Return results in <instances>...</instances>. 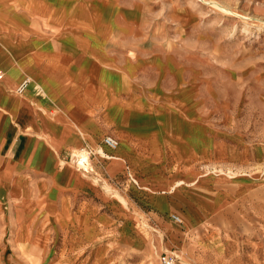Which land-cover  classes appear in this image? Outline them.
Segmentation results:
<instances>
[{"label":"rangeland","instance_id":"obj_1","mask_svg":"<svg viewBox=\"0 0 264 264\" xmlns=\"http://www.w3.org/2000/svg\"><path fill=\"white\" fill-rule=\"evenodd\" d=\"M52 1L58 8L91 10L98 15L94 16L97 26L105 31L101 40L95 41L101 45L95 51L101 53L103 70L118 75L117 82L111 84L117 90L119 106L125 107V119L119 120V145L110 149L113 155L108 160L103 161L105 146L100 140L92 146L86 142L74 149L66 146L62 151L68 152L59 155V166L64 168L54 162L49 193L37 198L12 195L17 219L27 221L33 205L54 197L56 187L74 173L77 166L68 156L72 152L92 149L94 170L96 165L109 169L120 159L119 154L137 162L140 148H156L159 138L167 137L171 128L185 140V151L197 150L202 159L199 166L209 168L225 182L238 183L240 188L229 207L210 221L204 236L194 232L193 237H187L192 239L193 250L183 257L175 246H169L165 235L170 230L148 221L132 204L131 209L114 184L99 181L98 177H106L104 172L101 176L89 174L88 179L131 209L132 236L141 240L135 245L121 240L91 243L70 258L63 257L60 241L54 242L51 257L43 263L38 256L37 264H159L161 251L171 247L183 264H264V0ZM15 3L23 14V28L31 22L30 32L39 36L51 40L63 36L61 25L40 14L46 10L45 0ZM82 21L87 22L83 17ZM83 58L81 52L74 61L80 63ZM50 113L56 115L58 110ZM94 114L103 116L102 110H94ZM174 118H180L178 124ZM5 152L0 154V166ZM2 200L0 193V204L4 205ZM62 215L73 217L67 205ZM80 221L85 222L83 230L90 235L93 227L86 225L88 220L83 217ZM5 227L1 228L5 231ZM96 250H100V257Z\"/></svg>","mask_w":264,"mask_h":264},{"label":"crops","instance_id":"obj_2","mask_svg":"<svg viewBox=\"0 0 264 264\" xmlns=\"http://www.w3.org/2000/svg\"><path fill=\"white\" fill-rule=\"evenodd\" d=\"M16 6L15 0H0V71L3 73L0 154L6 151L0 166V193L4 203L0 204V264H37L38 256L46 263L54 242L59 241L63 257L67 258L100 241L121 240L135 245L141 239L132 236L130 210L134 207L148 221L170 230L165 235L169 246H175L183 257H188L193 244L187 237H193L194 232L204 236L210 221L229 207L240 186L234 181L225 182L209 168L199 166L201 156L197 150L185 151L186 142L176 136L175 128L166 133L167 137L159 138L157 147L151 151L140 148L137 162L119 154L120 159L109 169L96 165L94 170L91 163V171L74 168V173H69L56 187L54 197L33 205L27 221L15 217L12 195L32 194L37 198L49 193L55 177L54 162L58 161V167L64 168L59 166L64 147L74 149L85 142L92 146L100 140L105 146L103 161H106L113 155L110 150L113 148L103 142L104 137L113 135L119 139V120L125 119V107L119 106L117 90L111 84L117 82L118 75L103 70L101 53L95 51V47H101L95 41L101 40L105 31L97 26L94 18L97 14L76 8L61 10L52 0H45L46 10L40 14L46 15L47 21L61 25L63 35L51 40L30 32L31 22L23 28L20 25L23 14ZM86 15L90 17L87 19ZM81 52L84 58L76 63L74 58ZM27 76L31 78L30 84L23 93H18L17 85ZM52 109L58 113L52 115ZM94 110H102L103 116L97 118ZM177 121L173 119L176 124ZM13 129L14 135L9 138ZM139 142L135 141L138 148ZM89 174L101 176L98 177L101 182L114 184L134 207L128 205L131 209H126L117 197H110L88 179ZM64 205L73 217L62 215ZM172 213L181 215L183 222L170 219ZM81 217L88 220L86 225L93 227L88 236ZM8 230L12 232L8 234ZM95 252L100 257V250Z\"/></svg>","mask_w":264,"mask_h":264},{"label":"built area","instance_id":"obj_3","mask_svg":"<svg viewBox=\"0 0 264 264\" xmlns=\"http://www.w3.org/2000/svg\"><path fill=\"white\" fill-rule=\"evenodd\" d=\"M3 73L0 71V78L2 77ZM29 83V78L26 77L24 78L19 86H18V91L22 92L25 90V88L28 86ZM104 143L111 147L115 148L118 144V139L113 136V135H106L104 137ZM84 152H87V155L84 156ZM94 154V151L92 149H87V148H81L77 151L72 152L70 156L71 162H73L78 169L83 170V171H91V166H90V157ZM172 218L174 221L182 223L183 218L181 215L177 213L172 214ZM158 263L159 264H183V261L179 254L173 250L170 249H165L161 251L159 258H158Z\"/></svg>","mask_w":264,"mask_h":264},{"label":"bare ground","instance_id":"obj_4","mask_svg":"<svg viewBox=\"0 0 264 264\" xmlns=\"http://www.w3.org/2000/svg\"><path fill=\"white\" fill-rule=\"evenodd\" d=\"M24 6V5H23ZM58 7V6H57ZM64 8V7H63ZM63 8L61 9V10H63ZM60 16V15H59ZM63 16H64V14H63ZM77 18V17H76ZM60 22V21H59ZM58 22V23H59ZM84 22V21H83ZM102 31V30H101ZM104 31V30H103ZM101 33V32H100ZM70 47V46H69ZM52 48V47H51ZM68 50V49H67ZM70 50H71V47H70ZM108 62H110V61H108ZM28 77V76H27ZM2 78V77H1ZM26 78V77H25ZM29 78V83H28V85L30 84V82H31V78L30 77H28ZM20 84V83H19ZM19 84L17 85V87H16V91L18 92V93H21V92H19L18 91V86H19ZM28 87V86H27ZM26 87V88H27ZM7 88V87H6ZM5 88V89H6ZM23 93V92H22ZM118 145H119V141H118V144H117V146L115 147V148H113V149H116L117 147H118ZM84 156H86L87 155V152H84V154H83Z\"/></svg>","mask_w":264,"mask_h":264}]
</instances>
